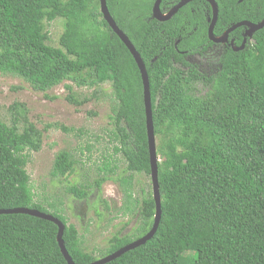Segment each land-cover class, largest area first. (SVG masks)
I'll use <instances>...</instances> for the list:
<instances>
[{
  "label": "trees",
  "instance_id": "16d2710c",
  "mask_svg": "<svg viewBox=\"0 0 264 264\" xmlns=\"http://www.w3.org/2000/svg\"><path fill=\"white\" fill-rule=\"evenodd\" d=\"M154 1L106 0L146 68L161 209L153 237L106 264H264V27L243 51L228 49L218 66L199 72L185 57L210 47L197 10L206 2L194 0L159 22L150 19ZM170 1L173 6L180 0H164L166 10ZM214 1V35L231 24L264 20V0ZM57 20L64 29L58 47H52L47 26ZM0 75L19 78L41 93L65 82L77 88L109 86L110 129L97 180L67 193L87 203L105 182H117L118 212L134 217L136 225L129 234L114 233L95 257L84 250L58 202L35 201L26 166L43 135L19 103L10 106L9 122L0 118V210L24 208L60 220L74 264H92L145 236L155 204L149 191L133 190L135 176L150 177L142 81L131 54L103 20L99 0H0ZM65 89L70 105L87 102ZM78 164L70 152L60 151L51 176L66 178ZM95 212L100 221L103 214ZM57 232L40 218L0 215V264H67Z\"/></svg>",
  "mask_w": 264,
  "mask_h": 264
},
{
  "label": "rangeland",
  "instance_id": "374dc122",
  "mask_svg": "<svg viewBox=\"0 0 264 264\" xmlns=\"http://www.w3.org/2000/svg\"><path fill=\"white\" fill-rule=\"evenodd\" d=\"M63 29L60 20L47 26L52 47H58ZM195 58L201 64L207 62L199 56ZM65 86L71 87V94L78 101L86 99L87 102L79 107L70 105L66 101L70 95ZM15 103L26 107L29 121L43 135L40 150L30 153L26 166L35 201L40 203L47 199L48 202H58L68 224L77 229L84 250L98 257L97 251L107 247L114 233L121 230L122 235L129 234L136 225L134 217L118 212L122 205V194L117 182H105L100 195L89 198L84 204L67 193L68 188L74 185H93L97 180L96 168L101 166L100 157L107 147L105 133L110 129L113 98L109 86L77 88L65 82L41 93L34 91L19 78L0 75V118L6 123L10 118L8 110ZM61 127L69 131L64 132ZM63 150L70 152L79 164L72 175L54 178L51 176L53 162L55 156ZM123 170L124 166L120 165L119 171ZM133 190L139 195L141 190L152 194L150 177L135 176ZM95 207L103 214L100 221L96 217Z\"/></svg>",
  "mask_w": 264,
  "mask_h": 264
},
{
  "label": "water",
  "instance_id": "95a60500",
  "mask_svg": "<svg viewBox=\"0 0 264 264\" xmlns=\"http://www.w3.org/2000/svg\"><path fill=\"white\" fill-rule=\"evenodd\" d=\"M162 0H156L153 10H152V17L153 19L159 21V22H165L170 20L172 16H174L179 9L187 5L188 3L194 1V0H182L177 5H175L168 14H162L159 11V4ZM210 4L212 7V20L209 28H208V40L214 43H218L220 41L226 40V37L228 34L232 31H234L237 28L243 27L246 32V37L251 38L253 33L256 31L262 29L264 27V20H262L260 23L257 24H250L248 22H241L232 28H230L228 31H226L222 35V39H216L213 35V29L217 21V15H218V9L217 4L214 2V0H203ZM99 7L100 12L103 16V20L108 24L109 28L112 30V32L119 38V40L125 45L129 53L131 54L133 60L135 61V64L139 70L141 81H142V87H143V102H144V111H145V125H146V136H147V144H148V154H149V166H150V180H151V188H152V198L155 204V214L153 218V224L150 229V231L143 236L142 238L124 246L117 252L105 257L102 260L96 261L92 264H106L107 262H110L116 258H119L121 255L125 254L128 251L134 250L138 248L139 246L143 245L146 241L151 239L153 235L155 234L161 217V209H160V196L158 193V184H157V156H156V143H155V136H154V129H153V123H152V113H151V99H150V90H149V81L148 76L146 72V68L144 63L142 62L140 56L136 52L135 48L129 41V39L126 37V35L120 31V29L116 26L115 22L111 18L107 6H106V0H99ZM7 214H24L29 215L35 218H40L45 221L53 223L57 228V236L56 241L58 243V247L60 250V253L62 254L65 262L67 264H74L71 257L69 256L68 252L66 251L64 247V242L62 240L63 232H64V225L60 220L57 218L40 213L35 210H28L24 208L20 209H13V210H0V215H7Z\"/></svg>",
  "mask_w": 264,
  "mask_h": 264
},
{
  "label": "flooded vegetation",
  "instance_id": "af4514ba",
  "mask_svg": "<svg viewBox=\"0 0 264 264\" xmlns=\"http://www.w3.org/2000/svg\"><path fill=\"white\" fill-rule=\"evenodd\" d=\"M180 1H182V0H180ZM241 1L242 0H240L239 2H241ZM155 2H156V0L154 1V4H155ZM203 2H205V1H203ZM154 4H153L152 9H151V16H150L151 20L153 19L152 10H153ZM167 4H168V2H164V0H162L160 2V4H159L160 13H162L164 15L168 14L170 12V10L176 5L175 4V5L171 6L173 4V1H170L169 2L170 8H169V10L168 9L166 10V5ZM199 9H200L201 13L199 12L198 14L202 15V17L204 18L205 24H207V38H208V28H209V25L211 23L210 20H212L211 19L212 18V7L210 6L209 3L206 2V3H202L200 8H197L198 11H199ZM191 12H193V10H191ZM173 17L174 16H172L170 18V20ZM168 21H165V22H168ZM241 22H248L250 24H254V23L249 22V21H241ZM241 22H238V23H235V24H231L229 27H226L225 30L220 35H214L213 34L214 38H216V39L221 38V40H223L222 39V35L226 31H228L230 28H232L233 26H235V25H237V24H239ZM237 29H240V32H239V34L235 35V30H237ZM237 29H235L234 31L230 32L228 34V36L226 37V40H224V41H220L218 43H214V42H211V41L208 40V42H210V47H208V49L206 51L202 52L201 54L186 55L185 59L190 64L196 66L197 70L199 72H203V71L205 72V70H207V72L209 73L211 69H214L216 66H218L220 58L225 54L224 52H226V50L230 49V50H232L234 52L243 51L245 49V47L247 45H249L248 40L251 41L253 35L251 36V38H248V37H246V32L247 31H245V29L243 27H240V28H237ZM213 31H214V29H213ZM189 35L190 34H188V36ZM239 38H241V42L239 44H237V41L239 40ZM180 39H181V36H180V33H179L178 38L174 42L175 48L180 43ZM203 47H204V45L202 47H199L198 51H202ZM182 54H184V52H182ZM196 56L201 57L203 59V61L206 60L207 62L205 64H201V62H199V60L195 58ZM83 204H84V202H83ZM82 213H83V210H82Z\"/></svg>",
  "mask_w": 264,
  "mask_h": 264
},
{
  "label": "clouds",
  "instance_id": "9594fccd",
  "mask_svg": "<svg viewBox=\"0 0 264 264\" xmlns=\"http://www.w3.org/2000/svg\"><path fill=\"white\" fill-rule=\"evenodd\" d=\"M177 5V4H176ZM180 10V9H179Z\"/></svg>",
  "mask_w": 264,
  "mask_h": 264
}]
</instances>
